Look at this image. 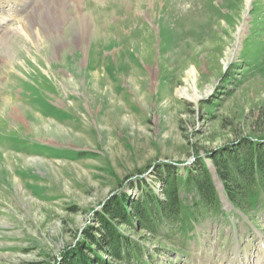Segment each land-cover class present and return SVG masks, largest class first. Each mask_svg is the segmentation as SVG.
Instances as JSON below:
<instances>
[{
	"label": "rangeland",
	"instance_id": "1",
	"mask_svg": "<svg viewBox=\"0 0 264 264\" xmlns=\"http://www.w3.org/2000/svg\"><path fill=\"white\" fill-rule=\"evenodd\" d=\"M262 109L264 0H0V264H63L138 177L162 197L158 167L210 172ZM216 191L185 245L135 238L147 264H264V197Z\"/></svg>",
	"mask_w": 264,
	"mask_h": 264
},
{
	"label": "trees",
	"instance_id": "2",
	"mask_svg": "<svg viewBox=\"0 0 264 264\" xmlns=\"http://www.w3.org/2000/svg\"><path fill=\"white\" fill-rule=\"evenodd\" d=\"M260 113L247 125V134L235 133L236 142L215 154L204 153L210 154L227 201L244 214L246 205L257 206L264 197V109ZM180 172L171 165L156 169L153 175L162 197L140 177L131 186L138 192L135 199L125 192L115 195L97 215L99 226L84 233V241L63 264H147L152 257L135 239L143 231L155 239L161 233L178 235L185 245V234L192 230L190 219L198 222L202 214L221 216L223 211L210 172L199 157L191 169ZM190 194L192 203L186 199Z\"/></svg>",
	"mask_w": 264,
	"mask_h": 264
},
{
	"label": "bare ground",
	"instance_id": "3",
	"mask_svg": "<svg viewBox=\"0 0 264 264\" xmlns=\"http://www.w3.org/2000/svg\"><path fill=\"white\" fill-rule=\"evenodd\" d=\"M251 2V0H248V3H250ZM61 12H63V11H61ZM79 18V17H78ZM84 19V18H83ZM61 20V17H59L58 19H56V21H55V23L53 24V26L51 27V28H53L54 29V31H56L57 32V34L56 35H58V32L60 31L59 29L61 28V26L63 25V23L60 21ZM81 21V20H80ZM87 22V21H86ZM37 23V22H36ZM51 23V22H50ZM30 27H33L34 25H29ZM28 26V27H29ZM86 26V25H85ZM31 29V28H30ZM23 30H24V27H23ZM52 30V29H51ZM84 30V29H83ZM36 33V32H35ZM28 35V34H27ZM27 35H25V38H26V36ZM54 36V35H53ZM59 36V35H58ZM27 39V38H26ZM29 39V40H28ZM28 42H31V38L30 37H28ZM51 39V38H50ZM24 42H25V40H24ZM23 56V55H22ZM21 56V57H22ZM32 54L30 53L29 54V58H25V60H29V59H31L32 58ZM11 58V57H10ZM13 58V57H12ZM17 58V57H16ZM23 58H24V56H23ZM20 59V58H19ZM69 60V59H68ZM9 61V60H8ZM8 64L10 65V66H12V70H13V73L15 72V70H26L29 66H30V61L29 62H27V61H25V62H18V59H16L15 61H13V60H10L9 62H8ZM98 67V66H97ZM88 71H92L93 70V67L92 68H88L87 69ZM87 71V72H88ZM97 72V71H96ZM86 73V72H85ZM194 70H192L191 72H190V75H192L193 77H194ZM180 95L181 96H183V97H187V98H189L190 100H196V95H194V96H191V95H189L188 93H187V91L186 90H181L180 91Z\"/></svg>",
	"mask_w": 264,
	"mask_h": 264
},
{
	"label": "water",
	"instance_id": "4",
	"mask_svg": "<svg viewBox=\"0 0 264 264\" xmlns=\"http://www.w3.org/2000/svg\"><path fill=\"white\" fill-rule=\"evenodd\" d=\"M210 170H211L210 172H211V175H212V179H213V181H214V183H215L216 189H217L218 191H220V193H222L223 188H222L221 183H220L219 180L217 179V177H216V175H215V172H214V170H213L212 167H210ZM220 200H221L222 205L225 206V207H227L228 203L226 202V200H225V198L223 197L222 194H220Z\"/></svg>",
	"mask_w": 264,
	"mask_h": 264
}]
</instances>
